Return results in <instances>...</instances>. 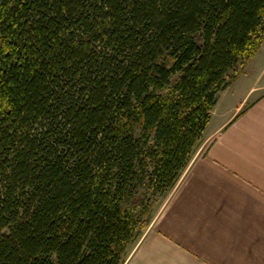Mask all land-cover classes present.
Here are the masks:
<instances>
[{"label": "trees", "instance_id": "trees-1", "mask_svg": "<svg viewBox=\"0 0 264 264\" xmlns=\"http://www.w3.org/2000/svg\"><path fill=\"white\" fill-rule=\"evenodd\" d=\"M263 38L264 0H3L0 264H124Z\"/></svg>", "mask_w": 264, "mask_h": 264}, {"label": "crops", "instance_id": "crops-1", "mask_svg": "<svg viewBox=\"0 0 264 264\" xmlns=\"http://www.w3.org/2000/svg\"><path fill=\"white\" fill-rule=\"evenodd\" d=\"M124 264H264V38Z\"/></svg>", "mask_w": 264, "mask_h": 264}, {"label": "rangeland", "instance_id": "rangeland-1", "mask_svg": "<svg viewBox=\"0 0 264 264\" xmlns=\"http://www.w3.org/2000/svg\"><path fill=\"white\" fill-rule=\"evenodd\" d=\"M247 82V81H246ZM244 84H247L243 81ZM167 197V196H166ZM166 197L162 200V202L157 206L156 210L154 211L153 217L157 214L158 210L160 209L161 205L164 203ZM153 219V218H152Z\"/></svg>", "mask_w": 264, "mask_h": 264}, {"label": "water", "instance_id": "water-1", "mask_svg": "<svg viewBox=\"0 0 264 264\" xmlns=\"http://www.w3.org/2000/svg\"><path fill=\"white\" fill-rule=\"evenodd\" d=\"M3 0H0V5L2 4Z\"/></svg>", "mask_w": 264, "mask_h": 264}]
</instances>
